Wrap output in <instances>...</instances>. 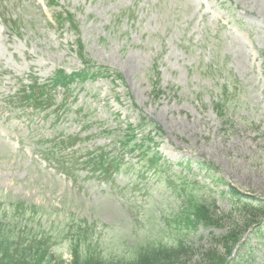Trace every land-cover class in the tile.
Returning a JSON list of instances; mask_svg holds the SVG:
<instances>
[{
    "label": "rangeland",
    "instance_id": "rangeland-1",
    "mask_svg": "<svg viewBox=\"0 0 264 264\" xmlns=\"http://www.w3.org/2000/svg\"><path fill=\"white\" fill-rule=\"evenodd\" d=\"M52 2L0 0V228L7 243L0 260L21 261L37 240L51 254L43 264H70L73 248L88 264L128 261L141 247L182 240L194 261L210 228L176 220L187 203L167 177L192 183L197 201H215L220 210L231 202L226 184L264 198V0ZM56 12L72 15L75 26L56 27ZM78 43L90 62L121 80L88 77L69 91L51 85L56 70L82 67ZM29 85L34 97L46 90L47 110L31 113ZM63 101L58 119L55 105ZM140 115L159 128L152 135L167 177L161 167L147 173L144 161L111 168L122 154L121 130ZM49 145L78 165L81 184L39 158L35 149ZM102 149L106 172L92 159ZM252 235L244 233L238 264L263 259L264 245Z\"/></svg>",
    "mask_w": 264,
    "mask_h": 264
},
{
    "label": "trees",
    "instance_id": "trees-1",
    "mask_svg": "<svg viewBox=\"0 0 264 264\" xmlns=\"http://www.w3.org/2000/svg\"><path fill=\"white\" fill-rule=\"evenodd\" d=\"M53 1V0H49ZM57 21L62 23L64 21H69L70 25L74 26V21L71 15L62 13H58ZM79 44V43H78ZM80 47V57L84 64V68H82L79 72L66 74L62 70H58L54 73L52 78L53 85L60 84L64 87H68V84L77 80H83L87 77H120V74L112 71L109 67L103 65H97L93 62L89 61V58L82 52V44L78 45ZM113 72V73H112ZM158 89V86H153L151 93L155 94V91ZM159 91V89H158ZM34 94H28L25 101L31 103L34 107L39 110H43V108H47L50 106L51 101L45 89L40 87V90L36 97ZM218 113L224 115V108H222V104L216 102ZM66 109V104H62L57 106V117L61 115V113ZM145 122V120H143ZM146 124L153 125V128L159 130V128L155 125V122L152 120H147ZM144 123V124H145ZM140 125V124H139ZM141 142H145L146 140L150 141L149 133L147 132L142 136ZM135 135L131 132H127L124 134L123 139L121 140L122 147L125 149H131L134 151L138 149V154L140 156L145 157L148 160L147 166L154 167L155 169L159 167V159L157 155L152 152V155L148 156V152L150 151L148 145L140 144L138 141H135ZM144 146V147H143ZM57 145H55V148ZM46 154L50 157L56 158L61 164L63 168L67 169V172L70 176L75 175V170L77 171L78 165L71 161L70 157L66 159L61 156L58 151H54L51 147L46 151ZM104 152L100 155H95L92 158L98 165L103 167V162L106 160V157H102ZM112 169L118 168V165L115 164ZM209 171L212 170L208 166ZM103 171L105 168L103 167ZM108 172V170H107ZM227 190L223 191V194L231 200L230 206L227 210H220L218 206L214 202H201L197 201L192 196L189 198V205L186 209V215L183 217V221L187 228H194L195 225L193 223H197L202 225L205 228L213 227V228H222L220 234H214L213 231L209 232L208 238L205 240V243L201 246L203 249H195L193 254L198 255V258H195L194 261H189L188 251L190 247L186 245V243L179 242L178 245L163 247V246H154L148 248L141 252L138 255V259L129 263V264H186L187 261L192 264H234V259L229 258L231 252L234 248V245L238 242L240 237H242L243 233L250 227L254 229L253 231L258 236H264V222L262 218L264 217V198L255 197L250 194L243 193L239 191L236 187L226 184ZM240 214V215H237ZM4 239V233L0 228V253L1 249L6 246ZM45 242L43 240L35 241L27 250L23 252L24 256L21 261H14L12 258H5V260H0V264H21L25 262V264H43L47 257V250L45 248ZM74 253V264H88L87 261L84 263L83 260L80 259L77 252ZM235 262V261H234ZM91 264H101L99 262H94ZM103 264V263H102ZM121 264V263H116ZM261 264H264L261 263Z\"/></svg>",
    "mask_w": 264,
    "mask_h": 264
}]
</instances>
